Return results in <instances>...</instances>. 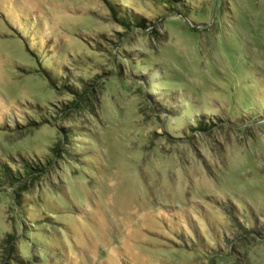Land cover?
I'll return each mask as SVG.
<instances>
[{"label": "rangeland", "instance_id": "1", "mask_svg": "<svg viewBox=\"0 0 264 264\" xmlns=\"http://www.w3.org/2000/svg\"><path fill=\"white\" fill-rule=\"evenodd\" d=\"M111 1L0 0V264H264V0Z\"/></svg>", "mask_w": 264, "mask_h": 264}, {"label": "trees", "instance_id": "2", "mask_svg": "<svg viewBox=\"0 0 264 264\" xmlns=\"http://www.w3.org/2000/svg\"><path fill=\"white\" fill-rule=\"evenodd\" d=\"M154 5L159 4L163 5L168 11L174 12L176 9L177 0H150ZM105 2L110 6L113 14L116 16L117 20L127 27L128 29H132L134 26L137 27H146L145 25V19L141 18L138 14L130 13L126 14L125 12H122L120 9V4L116 3L115 1L111 0H105ZM13 29L16 31L18 35H22V33L17 29L16 27L12 26ZM47 74V73H46ZM50 76V75H49ZM53 82V80H52ZM64 87H66L72 94L74 95V99L71 101V105L66 106L65 109L61 111L62 113H66L71 108L81 110V105L85 103L87 100H90V98L94 95V89L95 87L93 84L90 85L89 88L82 89L81 92L78 91L77 86L75 84H68L67 86L64 84ZM74 111V110H73ZM70 126H66L64 130L65 138L69 137V132L71 128ZM203 131L209 130L210 126L205 125L204 127H200ZM59 148L56 150V154H58ZM46 168L44 165H42L39 162H28L24 161L23 165L21 166V170L17 169L15 173H13L4 163L0 166V185H9V186H18L23 181H26V179H32L41 176L44 174ZM18 194V193H17ZM247 229L244 231H241L242 235H245ZM14 238L15 236L9 235L7 238H5V249L7 250V256H11V252L14 251Z\"/></svg>", "mask_w": 264, "mask_h": 264}]
</instances>
